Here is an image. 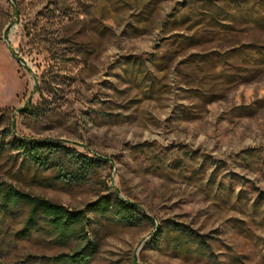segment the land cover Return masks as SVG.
I'll use <instances>...</instances> for the list:
<instances>
[{
    "label": "rangeland",
    "instance_id": "obj_1",
    "mask_svg": "<svg viewBox=\"0 0 264 264\" xmlns=\"http://www.w3.org/2000/svg\"><path fill=\"white\" fill-rule=\"evenodd\" d=\"M246 1L0 0V185L89 219L63 244L0 210V264H264V0ZM14 135L101 161L68 186ZM115 194L149 219L88 211Z\"/></svg>",
    "mask_w": 264,
    "mask_h": 264
},
{
    "label": "trees",
    "instance_id": "obj_2",
    "mask_svg": "<svg viewBox=\"0 0 264 264\" xmlns=\"http://www.w3.org/2000/svg\"><path fill=\"white\" fill-rule=\"evenodd\" d=\"M241 1L247 2L246 0H238L237 3ZM259 55H263V53ZM32 109L28 106L25 110L32 111ZM14 142L21 149V154L25 160L39 168L57 171V177L68 186L87 181L98 164L97 162L101 161L86 158L60 141L32 140L14 135ZM114 196L100 198L88 206V211L101 217L112 215L115 220L124 225H132L143 219H149L136 205L119 199L116 194ZM19 206L28 207V219L25 229L19 234L20 236H29L32 231L39 228V222L43 221L50 227L56 240L60 243H69L79 238L88 242L87 226L89 219L87 211H70L64 206L30 196L11 186L3 188L0 185V210L7 213ZM173 226L178 228L175 231L181 235L190 232L187 230L188 228L182 225ZM161 232L162 230H158V234ZM189 235L191 236V234ZM190 238L194 237L191 236ZM190 240L187 241L188 244L191 243ZM195 241L198 245L204 244L201 239L196 238ZM92 249L93 245L90 244V250L92 251ZM87 256L80 250L72 255L61 256L58 260L68 264H87L89 260Z\"/></svg>",
    "mask_w": 264,
    "mask_h": 264
},
{
    "label": "water",
    "instance_id": "obj_3",
    "mask_svg": "<svg viewBox=\"0 0 264 264\" xmlns=\"http://www.w3.org/2000/svg\"><path fill=\"white\" fill-rule=\"evenodd\" d=\"M10 26V25H9ZM9 28V27H8ZM6 29L5 30V33H4V42H5V44L7 45V47H8V51H9V53L14 57V59L17 61V62H19V63H22L21 62V60L19 59V57H17L16 55H15V53H14V51L11 49V47L9 46V44H8V40H7V33H8V30L9 29Z\"/></svg>",
    "mask_w": 264,
    "mask_h": 264
}]
</instances>
